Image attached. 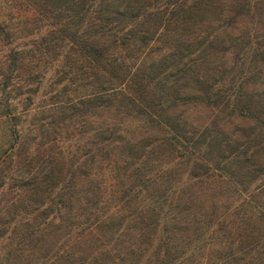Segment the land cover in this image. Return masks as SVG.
Here are the masks:
<instances>
[{"label": "trees", "instance_id": "obj_1", "mask_svg": "<svg viewBox=\"0 0 264 264\" xmlns=\"http://www.w3.org/2000/svg\"><path fill=\"white\" fill-rule=\"evenodd\" d=\"M3 2L0 264H264V0Z\"/></svg>", "mask_w": 264, "mask_h": 264}, {"label": "rangeland", "instance_id": "obj_2", "mask_svg": "<svg viewBox=\"0 0 264 264\" xmlns=\"http://www.w3.org/2000/svg\"><path fill=\"white\" fill-rule=\"evenodd\" d=\"M10 4V5H9ZM11 7V0H8V2H3L2 3V7H1V15L7 19V9ZM18 7V6H17ZM31 9L26 6V5H21L19 8H16L13 10V14L12 16H15L14 18L11 19L12 22H14L15 24L20 25L19 21H23V19H27L28 18H34L33 14H31ZM228 12L226 11L225 13H223L224 15L227 14ZM239 20V24L238 26H240V28H242L243 26H245L246 24H244V21H242L241 18L237 19ZM39 23V21H38ZM23 34V33H22ZM25 40V39H23ZM22 38H19L18 41H23ZM39 99L36 98L35 99V103H38ZM186 115L189 119L190 122L193 123V125H199L202 124L204 121L206 122L207 118H211L212 114L209 110H206L205 108L199 107V106H191L190 108H188L186 110ZM0 130H1V125H0ZM226 194L224 193H220L217 196L212 197V205L214 204L215 208H216V212L219 214L222 210V206L225 202V197ZM234 195H230L229 196V200H232V198ZM5 241H3L2 243H4ZM4 247L2 248L0 246V253L3 251ZM36 249V248H33Z\"/></svg>", "mask_w": 264, "mask_h": 264}]
</instances>
